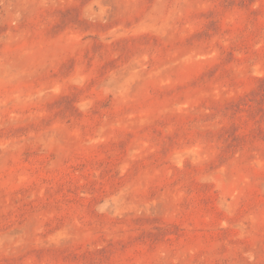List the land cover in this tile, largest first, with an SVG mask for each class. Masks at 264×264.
<instances>
[{"label":"rangeland","instance_id":"obj_1","mask_svg":"<svg viewBox=\"0 0 264 264\" xmlns=\"http://www.w3.org/2000/svg\"><path fill=\"white\" fill-rule=\"evenodd\" d=\"M0 264H264V0H0Z\"/></svg>","mask_w":264,"mask_h":264}]
</instances>
